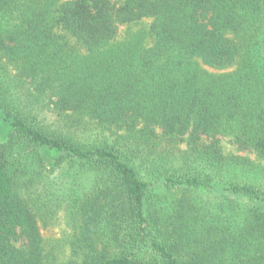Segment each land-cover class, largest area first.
Wrapping results in <instances>:
<instances>
[{"label":"trees","instance_id":"1","mask_svg":"<svg viewBox=\"0 0 264 264\" xmlns=\"http://www.w3.org/2000/svg\"><path fill=\"white\" fill-rule=\"evenodd\" d=\"M0 264H264V0H0Z\"/></svg>","mask_w":264,"mask_h":264},{"label":"rangeland","instance_id":"2","mask_svg":"<svg viewBox=\"0 0 264 264\" xmlns=\"http://www.w3.org/2000/svg\"><path fill=\"white\" fill-rule=\"evenodd\" d=\"M221 147L224 154H234L237 156H248L251 160H255V157L253 154H250L246 151H238L236 148L228 141L227 138H222L220 140ZM258 162V161H256Z\"/></svg>","mask_w":264,"mask_h":264}]
</instances>
